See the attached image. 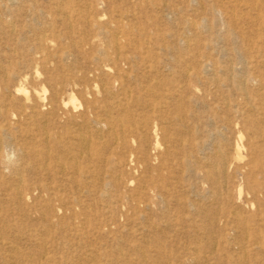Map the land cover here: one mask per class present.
<instances>
[{
	"label": "rangeland",
	"instance_id": "1",
	"mask_svg": "<svg viewBox=\"0 0 264 264\" xmlns=\"http://www.w3.org/2000/svg\"><path fill=\"white\" fill-rule=\"evenodd\" d=\"M210 6L215 7L212 16ZM110 21L114 22L110 27L124 35L118 54L107 48L102 36ZM207 51L218 86H205L209 71L197 66L198 53ZM73 72L75 85L69 81ZM196 75L202 83L196 82ZM261 95L264 0H0V208L5 211L0 220L11 213L4 223L9 227L6 237L15 242L0 246V264H17L11 259L12 246L27 255L19 264H133L138 249L153 251L135 264H188V257L198 258L197 264H228L224 256L236 251L229 246L233 238L229 195H236L238 179L230 178L215 202L174 191L167 208L153 205V212L146 215L158 225L150 232L139 226L146 216L133 214L122 204L127 190L142 185L137 182L139 176L143 178L142 166L132 171L125 163L122 166L121 159V166L98 164L100 171L110 174L122 170L123 187L110 191V201L119 208L109 212L99 205L86 214L76 206L58 210L56 200L33 190L44 183L61 190L65 200L72 197L73 188L77 195L81 192L80 182L62 180L59 165L65 167L64 174L70 171L62 157L55 160L59 164L53 169L55 177H44L37 152L43 148V127L63 139L67 137L63 130L70 128L64 117H78L92 106L101 114L112 109L113 117H156L148 109H159L160 117L172 119L160 126L154 121L145 134L128 136L120 154L125 162L140 139L150 156L159 154L163 147L154 150L155 139L162 138L164 127L177 131L180 125L175 121L180 119L191 129L200 124L207 131L215 127L213 135L207 138V132L202 138L205 146L199 157L203 159L220 143L218 118H234L230 138L242 128L240 123L235 126L236 117L264 129ZM93 131V143L106 156L105 145L112 144L118 132L109 134L106 127L100 135ZM196 133L188 136L194 143ZM49 147L47 156L57 155L56 146L49 143ZM156 162L151 161L152 166ZM147 179L148 184L165 183L164 178ZM20 180L23 200L18 204L12 202V194ZM184 180L196 181L192 176ZM241 187L237 205L249 213L257 205L264 209L263 196L253 199L245 194L244 184ZM200 189L209 187L204 184ZM46 208L49 218L41 222L39 212ZM256 224V236L264 240V221ZM247 250V264H264L260 249ZM214 251L221 256L218 261L207 259Z\"/></svg>",
	"mask_w": 264,
	"mask_h": 264
},
{
	"label": "bare ground",
	"instance_id": "2",
	"mask_svg": "<svg viewBox=\"0 0 264 264\" xmlns=\"http://www.w3.org/2000/svg\"><path fill=\"white\" fill-rule=\"evenodd\" d=\"M214 11L215 7L210 6L209 14L211 16ZM112 24H114L113 21L105 24L106 26L102 36L106 41L107 48L118 54L119 43L120 40L124 38V35L118 28H111L110 26ZM198 56L200 57V61L197 63L199 71H209V74L207 73L208 78L205 80V86H218V79L213 76L214 74L212 72L214 66L212 64L210 52L198 53ZM116 60L118 59L116 58L114 63ZM208 68L211 69L209 70ZM81 78H84V76L81 75ZM195 80L196 82L202 83L201 78L197 75L195 76ZM69 81L72 85L76 84L77 78L74 72L69 77ZM238 84L240 85V82H238ZM102 91L105 95L109 94L106 88H103ZM19 92H22V90L19 89ZM261 99L264 100V95H261ZM64 106L65 103L62 104V107ZM53 108L57 109L56 106H53ZM111 110L112 109L107 108V110L101 114L96 112L92 106H89L79 115L80 117H64L65 126L70 125V128H62L64 129V135H67V137H63V139L55 137L53 134L50 135L47 130L48 128H42L40 141L43 148L37 152L40 173L48 179L54 178L53 169L55 166L59 165L55 164V160L62 157V159L67 161V168L70 170L69 173L67 172L64 174L66 171L65 167L59 165L61 172L59 171L60 173H58L62 176V180H69V182L73 183L80 182L81 185L80 194L77 195V188L75 187L73 191L69 192L72 197L68 198V200L62 197L63 193L61 190H57L53 186L40 183L33 187V190L37 191L39 194L45 193L46 199L56 200L59 203L57 205L58 210L61 208L64 210L66 208L71 209L76 206L80 211L89 214L90 211L99 207V205L100 207L102 206L103 210L109 212L117 210L119 205L110 201V191L118 186L121 188L123 187L120 177L122 175V170L119 174H110L109 171H100L98 164L116 163L121 166V160L122 166L125 163L132 171L142 166L143 178L141 175L137 179L138 184L141 183L142 185L137 186L131 191L127 190L124 195L125 201L124 203L122 202L123 206L128 208L133 214H139L141 217L150 215V213L153 212L151 209L153 205L158 206L159 210L167 208V203L173 199V192L176 190L181 193H192L197 197L215 202L221 197L219 192L227 188V182L230 178L234 180L238 179L239 182L243 183L245 194H250L253 199L259 196L264 197V129H262L263 127L260 128L255 126L253 121H248L247 123V121H243V117H236V120L239 121L236 122L235 126L240 123L243 131L241 128L236 132V138H230L234 118L223 117L216 119L220 129L217 131L218 134H216V136L219 137L220 143L214 146L211 150V154L205 155L202 159L199 157L205 146V141H203L202 138H206L207 132H209L207 138L213 135L212 131H214L215 127L211 131H207L203 130L200 124L198 127L191 129L188 123L180 119L179 121H175V123L177 122V124L180 125L177 131L172 132L167 127H164L162 128L164 132L162 138L155 139V149H153L157 150L159 147H163L159 154L156 153L154 156H150L147 153L144 140L140 139L137 142L136 151L129 152L132 154H129L128 160L125 162L120 154L121 150L125 149L127 143L126 138L128 136L145 134V132H143L144 129H149V126L154 121L160 126L172 119L160 117L161 112L159 109H148L150 112L146 111L147 113L149 112V115L155 114L156 117H113ZM86 115L91 117H85ZM261 123L264 124V117ZM74 126L78 128L76 131L75 129L72 130ZM102 127H106L109 134H114L115 131L118 132V134L114 135L115 138H113L112 144L109 142L106 143L107 145L105 146L107 149H105V152L107 155L103 157L97 143H93L92 141V134L95 133L93 130L95 129L98 134H101ZM194 131H196V134L199 136L198 141L195 143L188 138ZM226 133H229V136H226ZM49 143L52 147L56 146L55 148L58 150L57 155L52 157L47 156L46 151L48 153L50 152ZM167 143L169 144L167 145ZM44 147H46V150H44ZM81 160L82 162L78 163V161ZM151 161L157 162L152 166L153 164H151ZM8 164L9 166L11 165V167L14 165L11 162ZM149 175L155 178H164L165 183L148 184L147 178L150 177ZM184 176H192L196 181L185 183ZM106 178H108V180H106ZM241 183L237 184L235 191L236 195L232 196L231 193L229 195L232 199V212L230 213L229 219L232 224L230 232L233 236L229 246L236 251L234 254L224 256L228 264H247V259L249 257L247 247L249 246L257 247L258 250L260 249L258 252L261 253L262 260L264 261L263 236L258 235L257 237L256 233L258 234L259 232L255 230V228H257L256 222L264 221V209H261V206L257 205L255 211L249 213L245 212L242 207L237 205L240 199L241 186L243 185H241ZM204 184L208 185L209 189L201 191L200 188ZM21 185L22 180L16 183V188L12 194V202L20 204L23 200ZM79 197L83 198V202L79 201ZM187 204L195 208L190 202ZM247 205L248 208L253 206V204ZM198 208L199 207H197V209ZM2 212L5 213V211L0 208V217ZM48 212L47 208L39 212L41 222L49 218ZM243 215L251 216V219L244 218ZM10 216V212L6 213L4 220H0V246L6 243V241L10 242V244H15L13 241L14 239L11 240L6 237V232L9 227L5 225L4 221ZM147 216L145 219L143 218L139 226L150 232L156 230L158 225L149 220ZM207 219L209 223H212L214 220L213 216ZM152 251L138 249V251H136L137 256L134 258L135 261L132 263L142 262ZM154 251L156 252V250ZM10 252L12 254V261L17 264L21 262L23 257H27L26 253L19 251V249L13 246ZM1 257L2 256H0V259ZM207 259L210 261H218L221 259V256L214 251ZM185 262H188V264H197L198 258L188 257L185 259Z\"/></svg>",
	"mask_w": 264,
	"mask_h": 264
}]
</instances>
